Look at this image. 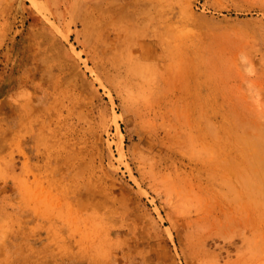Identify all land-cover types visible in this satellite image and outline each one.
I'll return each instance as SVG.
<instances>
[{
  "label": "rangeland",
  "instance_id": "374dc122",
  "mask_svg": "<svg viewBox=\"0 0 264 264\" xmlns=\"http://www.w3.org/2000/svg\"><path fill=\"white\" fill-rule=\"evenodd\" d=\"M256 136L264 0H0V264H264Z\"/></svg>",
  "mask_w": 264,
  "mask_h": 264
},
{
  "label": "bare ground",
  "instance_id": "6f19581e",
  "mask_svg": "<svg viewBox=\"0 0 264 264\" xmlns=\"http://www.w3.org/2000/svg\"><path fill=\"white\" fill-rule=\"evenodd\" d=\"M8 108L10 110L9 111L10 115H9L7 131H8V135H9V145H11L13 143V140L15 137V134L13 131V126L15 124V120H14L15 113L14 112L18 109L16 108L15 104H11ZM20 109H21L20 110L21 111V118H22L23 122L26 121L27 123H30L32 118L39 116V115L44 113L43 104H40V102H38V101L34 102V103H28L26 105H22ZM41 123L43 125L45 122L44 123L41 122ZM248 132H250V130ZM24 141L28 142V138H25ZM252 146L255 149L254 154H253V164L256 167L258 177L260 178V180H262V179H264V141H263V139L260 136H256L252 140ZM113 263L116 264L118 262L114 261L111 264H113ZM83 264H85V261ZM87 264H96L95 259L91 258V260Z\"/></svg>",
  "mask_w": 264,
  "mask_h": 264
}]
</instances>
